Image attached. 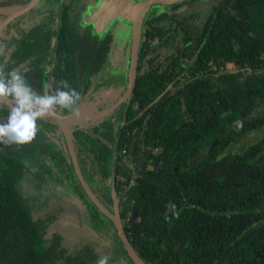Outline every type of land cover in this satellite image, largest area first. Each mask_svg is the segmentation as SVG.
Wrapping results in <instances>:
<instances>
[{
  "label": "trees",
  "instance_id": "obj_1",
  "mask_svg": "<svg viewBox=\"0 0 264 264\" xmlns=\"http://www.w3.org/2000/svg\"><path fill=\"white\" fill-rule=\"evenodd\" d=\"M204 2L211 3L204 15L151 12L130 95L70 131L82 178L110 212L114 189L123 231L144 264H264V135L246 141L264 129V0ZM51 13L60 25L53 42L50 16L32 25L31 70H24V39L0 63L6 72L21 63L37 94L66 84L80 93L78 108L103 96L90 112L109 110L127 79L108 69L110 34L81 28L66 7ZM6 118L0 102V123ZM38 127L30 144L0 143V264H29V245L36 255L46 249V229L65 201L56 186L76 195L80 221L111 240L58 125L44 118ZM35 203L52 211L34 215ZM84 234L89 240L69 249L53 233L48 263L100 264L95 245L106 248L104 241Z\"/></svg>",
  "mask_w": 264,
  "mask_h": 264
},
{
  "label": "flooded vegetation",
  "instance_id": "obj_2",
  "mask_svg": "<svg viewBox=\"0 0 264 264\" xmlns=\"http://www.w3.org/2000/svg\"><path fill=\"white\" fill-rule=\"evenodd\" d=\"M29 1L30 0H0V9H9V11H0V46L5 50V58H7L8 54L14 51L17 47V44L20 45V41L24 39L25 54H27L24 70H31V40L33 23H38L39 21L42 22L44 20L43 18L50 16L51 20L47 22L49 25H51V35L54 34V37H51L50 35V40L53 42L56 38L55 36L60 25L58 24L59 21L56 19V14H52L51 12H55L63 7H66V12L73 14L76 13V17L78 16L77 21L81 28L89 27L97 35L103 36L105 34H110L109 51L112 58V65L108 69L113 71L121 70L127 76L129 59L132 55L131 44L134 42V18L135 16L137 17V14L133 11L132 7L136 3L143 2L144 0H40L27 11L23 13H17V11L28 4ZM186 2L187 1L184 0L182 2L176 3V5L178 7H184L185 9V7H192V5L196 6L197 2L203 4V0H189L188 3ZM1 3H3V5H1ZM172 5H155L150 7L143 15L141 20V30L139 31L138 50L136 53L137 58L140 49L141 33L146 17L151 12H157V10L161 9H166L167 12H177L176 10H172ZM71 21L73 20L68 22L69 25L76 28L75 22L70 23ZM66 39H76V37ZM21 67L22 65L19 63L18 68L20 69ZM125 84L126 81H124V84L120 85V90H122V92L118 94L117 100L122 98L124 95ZM113 88L114 90L118 91V83L115 84ZM102 97L103 96L98 98L94 103H98V105L101 104ZM123 102L124 101H122L120 105H122ZM107 225L109 229V236L112 229L115 230L116 233V229L110 220H108ZM101 240L104 241L105 238H101ZM95 247L97 248L98 246L95 245ZM113 262L115 264L118 261L116 262V260L113 259ZM42 263L45 264L44 261H42Z\"/></svg>",
  "mask_w": 264,
  "mask_h": 264
},
{
  "label": "clouds",
  "instance_id": "obj_3",
  "mask_svg": "<svg viewBox=\"0 0 264 264\" xmlns=\"http://www.w3.org/2000/svg\"><path fill=\"white\" fill-rule=\"evenodd\" d=\"M4 52V48L0 47V56ZM0 99L9 101L6 122L0 123V143L26 145L36 139L38 121L45 117L63 119L65 112L77 115L80 93L65 84L52 94H37L21 69L14 68L6 72V66L0 63ZM169 208L173 214H177L175 204H169ZM100 264L105 262L101 261Z\"/></svg>",
  "mask_w": 264,
  "mask_h": 264
},
{
  "label": "rangeland",
  "instance_id": "obj_4",
  "mask_svg": "<svg viewBox=\"0 0 264 264\" xmlns=\"http://www.w3.org/2000/svg\"><path fill=\"white\" fill-rule=\"evenodd\" d=\"M188 3L189 0H186ZM205 2L203 4H201L200 2H197V5H192V7H178L176 4L172 5L173 8L172 10H176L177 12H182V13H186L192 10L195 11H201L200 14L204 15L206 11H208L211 7V3H208L207 5L205 4ZM194 8V9H193ZM179 10V11H178ZM238 46H240V42L237 43ZM236 45V46H237ZM237 46V47H238ZM127 70V69H126ZM126 90V86L124 87V92ZM87 105V104H86ZM83 105L80 107V109L78 110V122L77 123H73L70 125V128L77 126L78 125H84L85 123H89L92 119L95 118V115H97L95 112H90L91 110H95V106H88V108H86ZM69 126V125H68ZM264 135V129L251 135L246 141H251L254 140L258 137H261ZM55 192L60 195L65 201L62 202H58L56 204V208L54 209L55 212H59L58 217L56 220H54L52 223H50V227H48L46 229V234L44 235V238L47 240V245H46V249L41 253L36 255V250H34L32 248V245H29V253L28 255L25 257V260L29 263V264H37L40 263V261H45V264H49L47 259H48V255L50 253V249H51V244H50V239L52 238V234L53 233H59L63 240L62 243L63 245H65L66 247H68L69 249L76 247V244H78L80 241H85L87 242L89 240V237H86L84 233L89 232L90 233V238L91 239H95V238H101L100 234L98 233L97 230H93V228L87 226L86 224H84L82 222V218L81 221L78 219L77 217V211H76V205L81 206L80 203L78 202L79 200H77L76 195L73 194L70 189L66 186L64 187H60V186H56L55 187ZM51 205H49L48 208H43L40 207V205L38 203L34 204V207H36V213H34V215L37 214H41L43 211L45 213H49L52 211ZM78 208V207H77ZM110 237L111 240L110 241H105L104 244L106 246V248L104 247H97L96 250L98 252V254L101 257V260L105 262V264H114L113 259L116 260L117 263L115 264H123V262H125V259L123 257V255L121 254V244L119 242V239L115 233V230H111L110 232ZM107 252H111L112 256H110ZM118 255V257H117ZM125 255V254H124ZM117 257V258H116ZM47 262V263H46ZM57 264H60V260L58 259ZM71 263V262H69Z\"/></svg>",
  "mask_w": 264,
  "mask_h": 264
},
{
  "label": "water",
  "instance_id": "obj_5",
  "mask_svg": "<svg viewBox=\"0 0 264 264\" xmlns=\"http://www.w3.org/2000/svg\"><path fill=\"white\" fill-rule=\"evenodd\" d=\"M38 1L40 0H30L28 2V4H26L24 7L20 8L17 13H23L25 11H27L29 8L33 7L35 4L38 3ZM184 0H144L143 2H138L136 3L132 9L134 12H136L137 17L135 16L134 18V25H133V34H134V42L132 45V55L129 59V65H128V72H127V79H126V90L124 95L122 96V98H119L117 100V102H115L112 107L105 111V112H98L96 113L97 115H95V118L91 120V123L94 122L95 120H98L100 118H102L103 116L110 114L115 108H117L118 106H120L122 101H125L127 99V97L130 95L132 88L134 86V82H135V73H136V63H137V57H136V53L138 50V41H139V31L141 30V20L143 15L147 12V10L150 7H153L155 5H160V6H170L172 4H176L179 2H182ZM0 11H9V9H0ZM51 37H54V34L51 35ZM50 71V66L49 63L47 64L46 67V71L43 77V81L44 83H46L47 81V77ZM0 102L3 103L7 108L9 106V101L7 100H3L0 99ZM96 103H88L85 107L88 108V106H94ZM80 109V107L78 108V110ZM71 114V113H69ZM69 114L64 115L67 116ZM45 118H49L54 120L58 126L59 129L63 135L64 141H65V145H66V151L67 154L70 157V161L72 163L73 169H74V173L75 176L80 184V186L82 187V189L84 190V193L86 194V196L88 197V199L94 204V206L97 208V210L99 212H101L108 220L111 221L112 225L115 227L116 229V235L119 239V242L121 244V249L124 252L125 256L128 258V260L132 263V264H144L142 262V260L136 255V253L134 252V250L132 249V247L130 246L125 233L123 231V227L121 225V220L119 218L118 215V206H117V199H116V195H115V191L112 188L111 189V199H112V212L108 211L107 209H105L103 207V205L95 198V196L93 195V193L91 192L90 188L88 187V185L86 184V182L84 181V179L82 178V175L80 173V169L78 166V162L76 159V155L74 153V146L72 143V139L70 136V131L71 128L70 127H66L65 129H63L60 126V121L62 119H55L52 117H45ZM90 123H85L84 125H78L76 124L79 128H84L86 126H88Z\"/></svg>",
  "mask_w": 264,
  "mask_h": 264
},
{
  "label": "bare ground",
  "instance_id": "obj_6",
  "mask_svg": "<svg viewBox=\"0 0 264 264\" xmlns=\"http://www.w3.org/2000/svg\"><path fill=\"white\" fill-rule=\"evenodd\" d=\"M78 122V116L74 114H69L65 116L61 121H60V126L65 129L66 127H70L71 124L77 123ZM69 125V126H68Z\"/></svg>",
  "mask_w": 264,
  "mask_h": 264
},
{
  "label": "built area",
  "instance_id": "obj_7",
  "mask_svg": "<svg viewBox=\"0 0 264 264\" xmlns=\"http://www.w3.org/2000/svg\"><path fill=\"white\" fill-rule=\"evenodd\" d=\"M128 222H129V218H127V219L125 220V224H126V226H127Z\"/></svg>",
  "mask_w": 264,
  "mask_h": 264
},
{
  "label": "crops",
  "instance_id": "obj_8",
  "mask_svg": "<svg viewBox=\"0 0 264 264\" xmlns=\"http://www.w3.org/2000/svg\"><path fill=\"white\" fill-rule=\"evenodd\" d=\"M232 69L235 70L234 68H232ZM96 104H98V103H96ZM96 104H95V105H96Z\"/></svg>",
  "mask_w": 264,
  "mask_h": 264
}]
</instances>
